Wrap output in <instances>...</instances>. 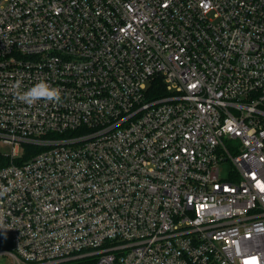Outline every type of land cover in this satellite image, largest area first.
I'll return each mask as SVG.
<instances>
[{
    "label": "built area",
    "instance_id": "obj_1",
    "mask_svg": "<svg viewBox=\"0 0 264 264\" xmlns=\"http://www.w3.org/2000/svg\"><path fill=\"white\" fill-rule=\"evenodd\" d=\"M0 145V264H264V0H0Z\"/></svg>",
    "mask_w": 264,
    "mask_h": 264
},
{
    "label": "clouds",
    "instance_id": "obj_2",
    "mask_svg": "<svg viewBox=\"0 0 264 264\" xmlns=\"http://www.w3.org/2000/svg\"><path fill=\"white\" fill-rule=\"evenodd\" d=\"M13 88L16 90V98L26 104L34 105L38 101L49 102L53 104H59L62 101V91L58 87L50 85L48 82L41 80L31 86L27 90L20 91L22 88V82L17 80Z\"/></svg>",
    "mask_w": 264,
    "mask_h": 264
},
{
    "label": "rangeland",
    "instance_id": "obj_3",
    "mask_svg": "<svg viewBox=\"0 0 264 264\" xmlns=\"http://www.w3.org/2000/svg\"><path fill=\"white\" fill-rule=\"evenodd\" d=\"M28 151L30 152L32 150V147L30 146H21V149H20V155L23 156L24 154V151ZM0 151L1 152H4L6 154H10L11 151H12V148L10 146H3V145H0ZM229 168H230V163L229 162H225L221 165V171H222V174H226V172L229 171Z\"/></svg>",
    "mask_w": 264,
    "mask_h": 264
},
{
    "label": "trees",
    "instance_id": "obj_4",
    "mask_svg": "<svg viewBox=\"0 0 264 264\" xmlns=\"http://www.w3.org/2000/svg\"><path fill=\"white\" fill-rule=\"evenodd\" d=\"M162 94H164V92H162V90H161V93H159L158 96H160V95H162ZM4 162H6V161L3 160V163H4ZM76 264H90V262L82 261V262H79V263H76Z\"/></svg>",
    "mask_w": 264,
    "mask_h": 264
}]
</instances>
